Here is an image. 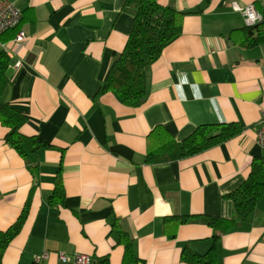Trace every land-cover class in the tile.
Listing matches in <instances>:
<instances>
[{
	"label": "crops",
	"instance_id": "0c3cea01",
	"mask_svg": "<svg viewBox=\"0 0 264 264\" xmlns=\"http://www.w3.org/2000/svg\"><path fill=\"white\" fill-rule=\"evenodd\" d=\"M13 1L23 18L18 31L0 36L12 55L7 100L27 118L22 134L51 147L26 162L5 144L0 124V231L32 199L3 264H74L59 253L121 264L115 224L134 240L141 264H186L181 253L188 245L205 254L215 231L202 218L235 217L227 196L246 181L253 160L264 159L257 138L264 43L231 40L247 27L233 5L253 4L260 12L264 0H159L190 14L182 35L146 69L139 108L100 93L133 28L126 0ZM19 31L26 39L16 45ZM214 124H237L242 132L194 156L147 163L148 137L157 127L179 143ZM59 171L66 198L50 206ZM177 217L191 218L178 225ZM218 251L220 264H264V200L251 221L222 237ZM44 253L49 258L38 263Z\"/></svg>",
	"mask_w": 264,
	"mask_h": 264
},
{
	"label": "trees",
	"instance_id": "16d2710c",
	"mask_svg": "<svg viewBox=\"0 0 264 264\" xmlns=\"http://www.w3.org/2000/svg\"><path fill=\"white\" fill-rule=\"evenodd\" d=\"M124 11L133 16V28L122 53L116 55L100 93H112L120 102L132 108L142 106L146 94V69L158 61L164 50L176 41L183 32L184 18L190 13L162 6L159 0H126ZM263 21L254 27L233 31L231 40L246 47L264 43V9H260ZM193 14V13H191ZM195 14H197L195 12ZM19 27L12 31H18ZM5 42L3 36L0 37ZM10 58L0 50V124L7 129L5 144L14 149L26 162L31 154L50 148L37 136H26L21 129L27 118L13 109L7 100L11 85L9 76ZM237 124H214L198 127L182 142L175 139L162 127H157L148 137L147 163H161L200 154L240 135ZM61 171L54 180V191L49 198L50 206H63L66 198ZM234 205L235 217L221 219L202 218L213 229L211 246L205 254H198L186 246L181 259L186 264H220L218 245L222 237L251 221L258 206L264 200V159L255 158L246 181L227 196ZM32 206L30 198L18 219L5 231H0V264L10 245L22 232ZM191 217H177L178 225L186 224ZM111 234L117 236L118 246L123 248L121 264H141L134 240L115 224ZM96 264H111L110 257H99Z\"/></svg>",
	"mask_w": 264,
	"mask_h": 264
},
{
	"label": "built area",
	"instance_id": "2783aa9c",
	"mask_svg": "<svg viewBox=\"0 0 264 264\" xmlns=\"http://www.w3.org/2000/svg\"><path fill=\"white\" fill-rule=\"evenodd\" d=\"M234 10L240 12L244 17V21L247 27H254L262 22L263 16L257 10L253 4L245 7H240L237 4L233 5ZM22 11L15 4L13 0H0V36L10 30L16 29L22 22ZM26 39L24 31H19L15 37V44L20 45ZM0 49L3 50L7 55L12 56L7 45L0 40ZM22 65V62H17L15 68L18 69ZM258 143L264 149V109L261 111V118L258 124L257 131ZM59 259L63 262H73L74 264H91L92 258L84 254H76L69 256L64 253L58 254ZM49 258V253H44L41 257L37 258V262L46 260Z\"/></svg>",
	"mask_w": 264,
	"mask_h": 264
}]
</instances>
